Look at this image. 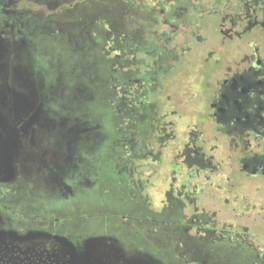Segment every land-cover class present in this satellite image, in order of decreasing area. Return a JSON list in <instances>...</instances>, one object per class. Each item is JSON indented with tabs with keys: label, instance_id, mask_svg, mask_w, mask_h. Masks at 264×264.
Here are the masks:
<instances>
[{
	"label": "flooded vegetation",
	"instance_id": "flooded-vegetation-1",
	"mask_svg": "<svg viewBox=\"0 0 264 264\" xmlns=\"http://www.w3.org/2000/svg\"><path fill=\"white\" fill-rule=\"evenodd\" d=\"M6 5L0 0V12H7ZM111 5L122 28L117 36H125L120 48L110 53L125 59L122 81L114 80L112 109L121 122H131L134 114L145 120L144 137L163 155L154 162L145 156L150 149L141 148L142 161L126 165L128 180L148 197L164 187L188 204L186 232L242 234L253 240L246 242L251 250L264 254V0H142L140 7L115 0ZM150 55L155 57L149 59L152 69L161 78L147 88L152 103L146 105L136 97L133 82L138 74L135 78L130 69L132 57L145 60ZM117 68L114 64L111 73L119 74ZM142 69L144 73L147 67ZM8 84L20 93V86ZM9 101L14 108L15 100ZM6 111L0 102V112ZM35 117L12 120L21 137L33 131ZM78 126L74 143L89 135V125ZM138 167L141 171L135 173ZM86 172L88 176L91 170ZM3 178L2 173L0 208L7 215H0V264L153 263L124 256L143 250H128L121 243L124 232L140 236L130 231L131 224L103 233L85 228V216L64 214V227L53 226L63 220L15 211L10 193L4 192H10L14 182ZM17 189L13 187L12 194ZM66 190L69 199L73 188Z\"/></svg>",
	"mask_w": 264,
	"mask_h": 264
},
{
	"label": "rangeland",
	"instance_id": "rangeland-1",
	"mask_svg": "<svg viewBox=\"0 0 264 264\" xmlns=\"http://www.w3.org/2000/svg\"><path fill=\"white\" fill-rule=\"evenodd\" d=\"M11 1L2 0L9 5L4 7L7 12H0V39L9 53L5 71L9 82L20 86L19 92L33 103L31 110H25L22 122L34 115L37 119L33 131L20 137L12 158L14 185L10 192L4 190L10 193L15 211L60 218L63 223L53 226L63 227L64 214L85 216L81 222L85 228L97 227L103 233L131 224L130 231L136 230L140 236L124 232L120 236L125 243H121L128 250H143L140 255L124 256L152 264H264V254L250 249L248 243L253 240L247 236L196 229L186 232L183 219L190 210L188 204L164 187L159 193L153 187L157 193L150 199L128 180L126 165L130 160L142 161L141 148L150 149L145 156L154 162L161 161L163 155L144 137L145 120L134 114L131 122H121L112 109L116 106L112 100L114 80L118 77L122 81L120 69L125 60L110 54L120 48L119 40L125 39L117 36L121 23L110 12L115 0ZM116 1L140 7L142 0ZM134 58L130 74L138 77L131 82L134 80L136 97L147 105L152 98L146 90L160 73L152 69L154 56ZM114 64H118L119 74L111 73ZM143 65L147 67L144 73ZM15 68L21 70V76L17 77ZM78 124L89 125V135L74 143V130H81ZM87 168L91 170L88 176ZM139 171L138 167L135 173ZM85 178L96 185L86 184ZM13 187L18 189L12 194ZM66 187L73 188L69 199L64 195ZM3 211L0 208V215H7ZM112 247L117 249L118 245Z\"/></svg>",
	"mask_w": 264,
	"mask_h": 264
},
{
	"label": "water",
	"instance_id": "water-1",
	"mask_svg": "<svg viewBox=\"0 0 264 264\" xmlns=\"http://www.w3.org/2000/svg\"><path fill=\"white\" fill-rule=\"evenodd\" d=\"M8 54L7 45L4 40L0 39V102L7 108L6 115L0 112V172L2 171L3 174H6L5 178H3L4 181L11 180L14 175L13 153L20 146L21 135L16 127L12 125V120H22L26 116L25 110L33 104L31 99L25 95L14 91V89H8L10 83L8 84L9 78L5 71L9 68ZM14 70L17 77L21 76L22 72L19 68ZM8 99L15 100L14 108L13 104L10 108L11 105ZM25 132L26 130H24Z\"/></svg>",
	"mask_w": 264,
	"mask_h": 264
}]
</instances>
